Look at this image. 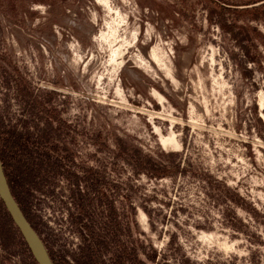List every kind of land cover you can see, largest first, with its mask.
Returning <instances> with one entry per match:
<instances>
[{
  "label": "rangeland",
  "instance_id": "1",
  "mask_svg": "<svg viewBox=\"0 0 264 264\" xmlns=\"http://www.w3.org/2000/svg\"><path fill=\"white\" fill-rule=\"evenodd\" d=\"M109 6L0 0V152L28 219L57 264H264V0ZM30 150L58 169L27 184Z\"/></svg>",
  "mask_w": 264,
  "mask_h": 264
},
{
  "label": "water",
  "instance_id": "2",
  "mask_svg": "<svg viewBox=\"0 0 264 264\" xmlns=\"http://www.w3.org/2000/svg\"><path fill=\"white\" fill-rule=\"evenodd\" d=\"M0 199L6 207L14 224L18 227L23 239L37 264H57L52 258L42 237L21 208L8 180L4 162L0 153Z\"/></svg>",
  "mask_w": 264,
  "mask_h": 264
},
{
  "label": "trees",
  "instance_id": "3",
  "mask_svg": "<svg viewBox=\"0 0 264 264\" xmlns=\"http://www.w3.org/2000/svg\"><path fill=\"white\" fill-rule=\"evenodd\" d=\"M22 139L23 138L16 136L15 141H14L15 144L20 145ZM26 152L28 153V149H26ZM0 153H1V157L3 159V154H2V152H0ZM27 153L25 155L26 156V161H25L26 166H24V168L26 167V169H24V172H23L24 175L22 177V180L23 179H24V181L27 180L28 181L27 184H29V182H31L32 179L35 177V174L33 173L36 170L35 167L47 166L50 164V161H49V159H46V158L40 159L39 157L33 155L32 150L29 151L28 155H27ZM141 169L142 170L145 169L146 171H148V169L146 167L141 166ZM156 170H157V172H155V173H157V175H160V171L158 169H156ZM19 171H21V170H19ZM11 188H12V186H11ZM12 190H13V188H12ZM79 195H80L79 197L77 196L78 206L81 208V210H83V215L87 216L88 211L86 210V207L88 205V201H87V199H85L84 194H79ZM92 230L93 229H91V231ZM92 232L95 233L94 230ZM18 237H20V239H21V245H22L23 252L25 254L29 255L30 260H29L28 264H37V262L35 261V259L32 256V254L30 253V250L27 246V243L23 239L22 234L20 233L18 227L14 224L13 220L11 219V217H10V215L6 209V207L4 206L3 202L0 199V241L3 244L7 245L9 242L16 240ZM89 256L85 257V264L90 263V257Z\"/></svg>",
  "mask_w": 264,
  "mask_h": 264
},
{
  "label": "flooded vegetation",
  "instance_id": "4",
  "mask_svg": "<svg viewBox=\"0 0 264 264\" xmlns=\"http://www.w3.org/2000/svg\"><path fill=\"white\" fill-rule=\"evenodd\" d=\"M50 108H51V110H49L50 111V113H51V116L49 117V119H50V121H51V126H52V131H53V133H60V128L58 127V123H57V120H59V117L56 115V112L53 110V107H52V104L50 105ZM36 117V116H35ZM40 118L41 117H36L35 118V120H36V122L39 124L40 123ZM42 120H44L43 118H42ZM37 124V125H38ZM43 124V123H42ZM54 126V127H53ZM63 136H65L66 135V132L69 130L67 127H66V125H65V123H64V125H63ZM51 131V130H50ZM41 132L42 133H46L45 132V130L44 129H42L41 130ZM45 158L46 159H49V158H47L46 156H45ZM55 164L53 163V162H50V167H49V165H47V166H45L46 168H48L49 170H53V172H55V170H57L55 167ZM43 171H44V169H43ZM73 178H75V176L73 175ZM99 180H100V182H101V176H99ZM99 183V182H98ZM79 191V190H78ZM77 191V192H78ZM14 192V191H13ZM78 194H80L79 192L77 193V195ZM15 195V194H14ZM16 197V196H15ZM16 199H17V197H16ZM18 200V199H17ZM18 202H19V200H18ZM99 204L101 203V200H99V202H98ZM19 204H20V206H21V208L23 209V206H22V204L19 202ZM23 211L25 212V210L23 209ZM25 214H26V212H25ZM109 215H110V217L111 218H115V217H117V211H116V209L113 207V205H111L110 206V209H109ZM27 216V215H26ZM28 217V216H27ZM34 226V225H33ZM35 227V226H34ZM36 229V228H35ZM52 256V255H51ZM56 262V261H55Z\"/></svg>",
  "mask_w": 264,
  "mask_h": 264
},
{
  "label": "bare ground",
  "instance_id": "5",
  "mask_svg": "<svg viewBox=\"0 0 264 264\" xmlns=\"http://www.w3.org/2000/svg\"><path fill=\"white\" fill-rule=\"evenodd\" d=\"M101 1L106 5V7L108 6V8H109L110 10H112L111 6H109V0H101ZM114 23H115V22H114ZM111 30H112V32L115 33V31H117V28L111 26ZM112 32H111V33H112ZM113 35H114V34H113ZM115 35H116V34H115ZM114 40L116 41V39H114ZM112 42H113V41H112ZM124 44H126V43H124ZM123 53H124L123 45H120V46L116 47L115 49H113V53H112V54H113V57H112V58H114V59L116 60L117 57L122 56ZM152 55H153L157 60H160V56H159L158 52L153 51V52H152ZM120 64H121V63H120Z\"/></svg>",
  "mask_w": 264,
  "mask_h": 264
}]
</instances>
